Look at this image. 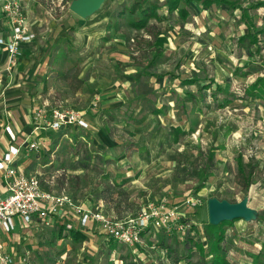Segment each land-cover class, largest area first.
<instances>
[{
  "label": "rangeland",
  "instance_id": "rangeland-1",
  "mask_svg": "<svg viewBox=\"0 0 264 264\" xmlns=\"http://www.w3.org/2000/svg\"><path fill=\"white\" fill-rule=\"evenodd\" d=\"M132 1L105 0L92 15L81 17L71 10V0H21L36 37L22 44L15 63L9 57L15 81L5 85L3 74L9 71H1L0 100L9 103L0 104V114L7 122L21 124L19 134L27 138L25 128L30 131L38 124L37 111L41 110L42 122L54 109L81 112L88 128L66 124L55 130L42 125L45 128L38 130L40 135L32 137L38 148L28 150L21 145L22 153L17 157L20 171L38 176L48 191L71 193L83 207L105 210L118 219L136 217L147 203L156 204L160 198L179 204L185 198L199 197L203 204L194 210L185 208L184 214L196 222L204 243L210 197L234 202L248 197L250 206L264 215V94H246L248 86L264 73V39L261 37L260 51L253 47V56L246 50L239 54L234 40L248 28L240 21V9L232 11L226 4L203 10L193 2L189 22L174 12L168 19L163 15V20H150L143 29L130 27L126 17L114 23L113 13ZM252 12L261 26L264 7ZM1 14L11 22L4 29L9 38L12 19ZM152 46L162 48L152 70L165 75L146 80L158 90L153 98H134V72L156 55ZM192 76L202 80L182 84L184 78ZM210 80L211 87H204ZM217 84L226 92L215 95ZM186 90L197 94V108L192 110L193 102L187 101V114L175 103L177 94L186 98ZM226 96L231 101L221 105ZM163 104L165 114L155 115L152 109ZM192 120L199 121L194 132L190 129ZM0 121L5 120L0 117ZM176 125L185 130L178 142L169 131ZM78 139L112 163L93 159V167L81 168L74 150ZM210 148L216 153L214 175L205 188L196 191V167L206 161ZM239 156L255 166L248 191L239 181ZM108 184H119L114 187L113 198L104 194ZM247 222L261 221L231 220L224 226L225 230L234 227L235 242H230L239 250L241 242L254 244L252 237L243 236L236 228ZM31 225L22 226L15 235L3 233L4 252L10 254L12 264H107L108 239L100 228L92 227L88 240L75 243L64 233L60 236L55 224ZM163 237L161 229L150 232L146 244L143 237L148 264L166 260ZM179 238L176 241L180 244ZM119 256L120 250L112 253L113 260L121 264ZM193 257L195 261L201 259L198 252ZM166 262L174 264L171 259Z\"/></svg>",
  "mask_w": 264,
  "mask_h": 264
},
{
  "label": "trees",
  "instance_id": "trees-1",
  "mask_svg": "<svg viewBox=\"0 0 264 264\" xmlns=\"http://www.w3.org/2000/svg\"><path fill=\"white\" fill-rule=\"evenodd\" d=\"M244 1H247L248 4L244 5ZM192 2H197L203 10L212 9L214 6H220L223 4L229 5L232 11H235L239 8L241 11L240 21L246 24L248 28L247 33L240 35L234 40L239 54L243 55V51L246 50L250 56H253L254 46H256V52L261 50L260 41L261 37L264 39V21L263 24L259 26L252 11L257 10L260 7H264V0H164L163 3H160L159 0H133L128 6L125 5L120 10L115 11L112 17L115 23L119 22L120 18L127 17L129 26L142 29L148 26L151 19L160 18V9L163 6H167L170 13L177 11L180 19L182 21H186L191 14L189 5ZM152 47L157 51V54L151 59L148 58L144 65L138 68L134 73V76L136 77V84H138L139 87L136 97L140 99L147 96L151 97L156 93V90L150 87L151 83L146 81L148 78H159L164 77L165 75L164 73H158L152 70V67L162 52V48L160 46ZM247 75V73L241 74V76ZM205 78L207 77L205 76L203 79ZM200 80H202L200 76L187 77L182 80V84L192 85L199 82ZM212 83L213 81L210 80V82L205 84L204 87H211ZM217 92H226V89L220 84H217L216 92H214V94L216 95ZM258 93L264 94V75L257 76L256 79L246 89V94L248 96H254ZM201 97H204L203 93L201 94ZM187 101L193 102L192 110L197 108V94L192 90H186V98H183L180 94H177L175 103L178 107L182 108V113L186 114L188 113L186 105ZM230 101L231 100L226 96L223 98L221 105L225 106ZM165 111V104H163L161 107L156 106L152 109V112L155 115L165 114ZM198 124V120H192V125L190 127L191 132L196 131ZM62 127H64V125ZM169 131L174 137V142H178L180 140L181 134L185 133L184 128L180 125L171 126ZM74 150L79 155L78 165L81 168L88 169L93 167L91 164L93 159L101 163H112V160L103 158L102 154L99 152L94 154L89 148L88 144L86 142H82V140H77V145L74 146ZM215 155V148H210L207 153L206 161L196 167V175L198 180L196 191H200L205 188L209 178L214 175ZM237 172L239 175L240 184L243 186L245 191H248L253 184L255 166L251 163V161L245 163L243 158L240 156L237 159ZM117 185L119 184H108L104 189V194L106 196H108L109 193L113 194L114 187ZM118 193L121 194L123 192L119 191ZM74 200L76 201L75 198ZM257 218L264 224V215L258 214ZM237 220L240 219H236L234 222ZM227 224H230V221H224L218 225H213L209 221L206 223L204 231L208 242V250H206L204 244L197 238L199 231L196 222L192 224L190 230L182 238V241L184 240V242H180L182 247L180 246L179 242L176 241V239L180 237L179 232L173 230V232L168 233L165 229H161L164 234V237L162 238V247L163 249H168L172 253L171 255H173L172 257H174L176 262H179L183 259L188 260L189 262L195 254L194 248H197L199 255L201 256L200 264H235L228 260L227 253L223 246V242L226 237V230L224 229V226ZM55 225H57V232L60 236H62L64 233L67 238H70L75 243L84 242L90 237V234L86 228L78 226L77 224H74L71 228H68L65 222L59 223L56 221ZM143 234L144 231L142 235ZM107 239L108 242L105 248L107 264H115V260L112 258V253L117 250H120V259L122 260L123 264H145L140 260H135L137 255L133 252V248L131 246L121 243L113 237H107ZM120 243L122 244L121 248L119 247ZM100 253L102 252L100 251ZM252 257L253 264H264V249L258 254H252Z\"/></svg>",
  "mask_w": 264,
  "mask_h": 264
},
{
  "label": "built area",
  "instance_id": "built-area-1",
  "mask_svg": "<svg viewBox=\"0 0 264 264\" xmlns=\"http://www.w3.org/2000/svg\"><path fill=\"white\" fill-rule=\"evenodd\" d=\"M6 13L12 19V35L7 38L0 36V49L6 46L11 62L15 63L22 44L31 42L36 34L29 28L26 11L21 0H5L0 6V14ZM1 76V70H0ZM43 111V110H42ZM38 124L49 125L58 130L63 125L72 124L88 128V120L75 109H54L48 120H42L41 110L36 112ZM10 143L7 150L0 155V171L7 179L8 195H0V264H12L9 253L4 252L2 233L11 234L18 225L29 226L36 220L40 224L53 226L61 215H69L70 209L77 215L81 227L91 228L92 224L99 226L107 237H113L119 242L131 247L141 244L142 233L148 229H165L168 233L176 230L181 237L190 230L192 221L184 214L185 208L196 209L203 204L201 198L191 196L179 204H172L168 199L161 198L156 204L147 203L136 217L118 219L108 216L102 209L90 210L84 208L74 198L66 193L56 194L42 188L41 181L36 175H26L13 162L21 148L15 145L19 140L12 126L5 127ZM1 144V141H0ZM38 148L37 142L30 143L26 149ZM72 224H68L71 228Z\"/></svg>",
  "mask_w": 264,
  "mask_h": 264
},
{
  "label": "crops",
  "instance_id": "crops-1",
  "mask_svg": "<svg viewBox=\"0 0 264 264\" xmlns=\"http://www.w3.org/2000/svg\"><path fill=\"white\" fill-rule=\"evenodd\" d=\"M3 2H4V0H0V6L3 4ZM23 3H24V1H23ZM193 3V2H192ZM194 3H196L197 4V2H194ZM227 5V4H226ZM202 8V7H201ZM174 13V12H173ZM176 13H178L177 11H176ZM170 14H172V13H170L169 11H168V7L167 6H163L161 9H160V20H163L164 19V16L163 15H165V18L166 19H168L169 18V15ZM179 15V14H178ZM4 18H3V17ZM3 18V19H0V36H3V37H5L6 35H5V28L6 27H9V26H11V22H10V20H8L7 19V17L5 16V15H3V14H0V18ZM190 17H191V14H190V16H189V18L186 20V21H183V22H189L188 20L190 19ZM127 18V17H126ZM154 20H157V18H153ZM153 19H151V20H153ZM128 20V19H127ZM119 22H120V19H119ZM118 22V23H119ZM115 23V22H114ZM153 23V22H152ZM149 25V24H148ZM131 27V26H130ZM148 27V26H147ZM132 28H134V27H132ZM134 29H137V28H134ZM143 29V28H142ZM156 54H157V52H156ZM9 53H8V50H7V48H6V46H3V47H1V49H0V70L3 72H5V71H9L8 73H4L3 74V77H5L4 79H3V83H5V85H9L11 82H13V81H15V78L14 77H12L11 76V72L12 71H10V69H11V65L10 64H8V62H9ZM145 63V62H144ZM143 66V65H142ZM142 66H139L138 68H140V67H142ZM137 68V69H138ZM3 69V70H2ZM136 69V70H137ZM136 72V71H135ZM134 72V73H135ZM261 76L262 75H264V73H261L260 74ZM2 77V78H3ZM13 78V79H12ZM149 82V81H148ZM149 83H151V85H150V87H152L154 90H156V93H157V88L153 85V83L150 81ZM132 88H133V92H134V98H137L136 97V95H137V93H138V84H136V80H135V84H133L132 85ZM8 89V88H7ZM5 90L6 92H9L10 90L8 89V90ZM136 90H137V92H136ZM140 92V91H139ZM155 93V94H156ZM155 95H153V96H151V97H149V96H147V97H144V99L145 98H147V99H151V98H153ZM175 101H176V99H175ZM4 102H7V103H9V101L8 100H0V104H3ZM10 102H11V100H10ZM0 117L2 118V120H5L4 121V123H3V121H0V132H2V134L0 135V141H1V144H0V155H2L6 150H7V148H8V145H9V143H10V139L8 138V136H7V133L5 132V127L6 126H8V125H11L12 127H13V129L17 132V134H18V136H19V140H18V142H16L15 143V145H17V146H19V147H24L25 149H26V147L30 144V143H32V142H37L35 139H33L32 137H33V135L34 134H36V135H40V131L38 132V130L39 129H35L34 127H30L29 128V130L30 131H28V129H26L25 128V132H24V135H26L27 136V138L28 139H30L31 138V140L30 141H28L27 142V138H24V137H22L20 134H19V132L20 131H22L21 130V128H22V125L21 124H19V123H13V122H11V121H8L7 122V118H5V119H3L5 116H4V114H0ZM24 125H26L25 123H23ZM42 128H45V127H41L40 129H42ZM28 133H27V132ZM37 144H38V146H39V143L37 142ZM22 145V146H21ZM22 147V148H23ZM134 152H136V151H134ZM22 153V150L20 151V153L16 156V159H15V161L13 162V164H14V166H16L17 168H18V165H17V157L18 156H20V154ZM240 157V156H239ZM238 157V158H239ZM238 158H236V161H237V159ZM243 161H244V159H243ZM245 162V161H244ZM110 165V164H109ZM144 166H145V164H144ZM111 183H113V181L111 182ZM41 185H42V183H41ZM43 186V185H42ZM44 190H46V191H48L47 189H45L44 187H42ZM6 194V196H7V194H8V191H7V179H6V177H5V175H4V173L3 172H1L0 171V195L2 196V195H5ZM57 194V193H56ZM58 194H60V193H58ZM70 195L71 196H73L71 193H70ZM114 196H116V192H113V194H111V193H109V196H108V198L109 197H111V198H113ZM3 197V196H2ZM107 199V198H106ZM161 199V198H160ZM78 203H80V201H78V200H76ZM81 204V203H80ZM84 208H86V207H84ZM86 209H89V207L88 208H86ZM104 211V213L106 214V215H108V216H111L110 214H108L107 212H105V210H103ZM112 217V216H111ZM129 217H133V216H125L124 218H121V219H125V218H129ZM61 219V218H60ZM59 223H64L65 222V224L67 225V227H68V224H72V226L74 225V224H77L78 226H80L79 225V223H78V221H77V215H75L74 214V211H72L71 209H70V213H69V215H67L66 216V219H65V217L62 219V220H57ZM238 221V220H237ZM245 221V220H244ZM236 222V221H235ZM34 225H40V223H39V221H35V222H33V224L31 225V226H34ZM92 226L93 227H96V228H99V226H97V225H94V224H92ZM21 228H22V226L21 225H18L17 227H16V229H15V231L13 232V233H11V235H15L16 234V232H17V230H21ZM238 230V232L239 233H241L243 236L245 235H247V236H249V237H252L251 239L254 241V244H252V245H250V244H248V243H246L245 241V243H242L241 242V244H240V249L241 250H239L238 248H236V246L232 243V242H230V241H234L235 240V233H233L232 234V232H234V227H231L230 229H228V230H226V233L228 234V236L226 235V237H225V240H224V242H223V246H224V249H225V251H226V253H227V256H228V260L230 261V262H233V263H235V264H253V257H252V254H258V253H260L263 249H264V224L263 223H261V222H259L258 224L257 223H255V224H251V222H247V224H243V225H241L239 228L238 227H236ZM91 229H92V227L91 228H86V230L88 231V232H91ZM153 231H154V229H148V230H146V231H144V234L142 235V237H144V243H145V237L146 236H148L149 234H150V232H152L153 233ZM201 233L202 232H200L199 231V234L197 235V238H198V240L199 241H202V240H204V238H202L201 237ZM232 236H233V238H232ZM5 234H3L2 233V240H3V243L5 244ZM229 237V238H228ZM182 238L183 237H181V239L179 238V240L178 241H180V240H182ZM205 242L203 243L204 244V246L206 247V250H208V242H207V238L205 237ZM228 241V242H227ZM147 242V241H146ZM180 242H184V240L183 241H180ZM203 242V241H202ZM235 242V241H234ZM146 244V243H145ZM5 247H6V244H5ZM133 248V252L137 255V257H135V260H140L141 262H144L145 264H148V262L145 260V253H144V248H145V245L143 246L142 244H140V245H138V246H134V247H132ZM146 249V248H145ZM195 249V252L194 253H197L198 252V250H197V248H194ZM236 249H238V250H236ZM166 252V255H167V257H166V260H164V259H162L161 260V264H165V263H167L166 261L167 260H170L171 259V261H173L174 262V264H200V261H201V259L199 258V260H194L193 258L194 257H192L191 259H190V261L188 262V260H185V259H183V260H180L179 262H176L175 260H174V258L172 259V253L168 250V249H164V253ZM199 253V252H198ZM144 256V257H143ZM119 261L121 262V264H123L122 263V260L120 259V256H119ZM118 262V260L117 259H115V264H118L117 263Z\"/></svg>",
  "mask_w": 264,
  "mask_h": 264
},
{
  "label": "water",
  "instance_id": "water-1",
  "mask_svg": "<svg viewBox=\"0 0 264 264\" xmlns=\"http://www.w3.org/2000/svg\"><path fill=\"white\" fill-rule=\"evenodd\" d=\"M105 0H72L70 8L81 17H87L96 12ZM209 222L218 225L224 221L243 219L252 221L258 217V212L249 204V198L231 201L217 196L208 199Z\"/></svg>",
  "mask_w": 264,
  "mask_h": 264
}]
</instances>
